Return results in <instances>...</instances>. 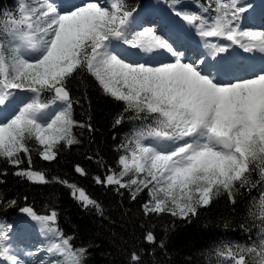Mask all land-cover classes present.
<instances>
[{
	"label": "snow or ice",
	"instance_id": "6c2138e0",
	"mask_svg": "<svg viewBox=\"0 0 264 264\" xmlns=\"http://www.w3.org/2000/svg\"><path fill=\"white\" fill-rule=\"evenodd\" d=\"M201 9L208 16L182 10L175 15L195 28L213 56L234 45L264 53V31L240 27L249 10L242 0H209ZM136 26L124 0H19L17 13L0 19V160L17 169L14 175L34 184L50 183L40 170L19 168L21 153L31 165L29 141L40 146L44 161H54L58 151L80 143L72 129L85 125L73 119V104L79 101L68 85L88 74L105 96L122 102L123 112L131 113L128 119L140 122L121 145V170L110 169L95 182L125 189L133 201L147 190L145 216L170 214L189 221L222 194L235 204L241 189L258 188V239L218 249L216 255L218 264H264V68L251 77L225 79L231 69L199 57V63L189 62L153 27L136 31ZM209 38L231 44L221 46ZM124 120L121 114L115 124ZM75 171L87 174L79 165ZM52 179L102 214L84 189ZM21 212L53 238L45 250L50 259L22 258L13 245L17 233L0 222V264H84L87 249L75 248L63 235L55 210L39 215L24 207ZM249 215H254L251 209ZM30 227L28 221L22 223L23 230ZM144 238L156 243L151 232ZM130 264H143L141 255L133 251Z\"/></svg>",
	"mask_w": 264,
	"mask_h": 264
},
{
	"label": "trees",
	"instance_id": "16d2710c",
	"mask_svg": "<svg viewBox=\"0 0 264 264\" xmlns=\"http://www.w3.org/2000/svg\"><path fill=\"white\" fill-rule=\"evenodd\" d=\"M141 1L124 0V3L131 9ZM166 1L172 4V0ZM194 1L201 6L209 3V0ZM17 8V0H0V19L5 14L17 13ZM68 90L73 100L79 101L73 104V119L85 125L72 129L80 143L58 151L56 160L44 161L39 155L40 146L34 140L28 142L32 164L21 153L23 163L19 168L44 172L51 181L47 184H34L14 175L17 169L0 160V172H6L0 175V222L10 225L24 207H32L39 215L55 210L63 235L71 238L75 248L87 249L84 264H130L133 251L141 255L143 264H218L221 259L216 255L218 249L251 245L258 239L261 224L257 218L261 196L258 188L241 189L235 204L222 194L189 221L170 214L145 216L142 206L148 199L147 190L133 201L125 189L116 191L114 185L97 184L96 177L103 179L110 169L121 170L118 165L124 154L121 145L140 122L128 119L131 113L123 112L122 102L105 96L88 74L72 80ZM121 114L125 120L117 125L115 119ZM77 165L85 169V176L75 171ZM54 177L84 189L100 205L102 214L94 207H85L73 197L71 188L56 182ZM252 179L259 180V176L253 174ZM250 209L254 215H249ZM147 232L154 234L155 244L146 242Z\"/></svg>",
	"mask_w": 264,
	"mask_h": 264
},
{
	"label": "rangeland",
	"instance_id": "374dc122",
	"mask_svg": "<svg viewBox=\"0 0 264 264\" xmlns=\"http://www.w3.org/2000/svg\"><path fill=\"white\" fill-rule=\"evenodd\" d=\"M18 1V0H17ZM250 1V0H249ZM258 1V0H257ZM33 2H35V0H33ZM242 3H244V4H246L248 7L250 6V4H248L249 2H247V0H242ZM259 3L260 2H258V4L257 5H259ZM193 3H191V2H184V3H180V4H178L177 5V8L178 9H181V10H184V11H188V12H193V13H201V14H203L204 15V13H202V9L201 10H198L197 8H193ZM257 9V7H253L252 8V10H250V12H249V16L251 17V20L250 21H248V23L246 24V26H242V28L241 29H243V30H250V31H264V27H262L261 29H258L257 27H256V25L258 26V25H262V24H264V20H262L260 17H258V16H256L255 15V10ZM137 11V10H136ZM135 11V12H136ZM158 11H160V12H162V11H166V9H165V7H163V6H159V8H158ZM134 12V13H135ZM133 13V14H134ZM245 13H247V12H245ZM245 13L243 14V15H245ZM170 15V17L171 18H174V17H176V15L175 14H169ZM257 18V20L255 21V20H253V19H256ZM159 19V18H158ZM242 19H243V17H242ZM174 22L178 25V26H180L179 27V29L180 28H182L181 27V25H183V26H185V27H189L190 25H188L187 24V22L186 21H183L180 17H177V18H174ZM243 22L244 21H242L241 22V24H243ZM257 22H262L261 24H259V23H257ZM262 26H264V25H262ZM149 27V26H148ZM252 27H256V28H252ZM190 28H192L193 30H194V32H196V30H195V28H193V27H190ZM142 30V29H141ZM154 30H155V28H154ZM157 34H160L161 33V31H160V29H159V33L158 32H156ZM197 33V32H196ZM162 34V33H161ZM198 34V33H197ZM214 43H217V44H220L221 46H224V43H221V42H223V40H221L220 38H213V39H211ZM169 43H172L171 41H168ZM218 42H220V43H218ZM237 45H234V47H236ZM122 48H124V49H127V47H125L124 45H122L121 46ZM133 51H136V50H133ZM245 52V51H244ZM256 54V55H259V53L260 52H251V53H249V52H246L243 56H245V55H247V54H249L250 56H256V55H254V54ZM198 60V59H197ZM205 61H206V59H205ZM246 77H251V76H246ZM245 78V77H244ZM53 107H55V106H53ZM23 215H20V216H17V221L15 222V220H14V222H13V224H12V228L14 227V225L16 224V225H18L19 226V229H23L22 228V223L24 222V221H28L29 222V224L31 225V227L30 228H28V231H27V235H28V233H29V231L30 230H32V234L33 235H31V237H30V240H31V242H30V244H28V243H23V242H21V240L20 239H26L27 240V236H24V237H22V235L21 234H18L17 236H16V239H17V242H19L18 244H16V247L15 248H18L20 251H21V253H22V258H24V259H26V260H31V261H35V260H37V259H39L40 257H44V259H45V261H47L48 259H50V255H46V253H45V250H46V248L49 246V244L51 243V242H53V238H49V239H47V238H45V237H47V234H45L44 232H42L41 231V229H40V226L35 222V221H32L31 220V218L30 217H27V215L25 214V213H22ZM36 224V225H35ZM37 233V234H36ZM36 234V235H35ZM19 236H21L20 238H19ZM45 236V237H44ZM15 239V240H16ZM29 251H31V252H33L34 253V256H32V257H27V256H25V255H23V253H26V252H29ZM36 252V253H35Z\"/></svg>",
	"mask_w": 264,
	"mask_h": 264
},
{
	"label": "bare ground",
	"instance_id": "6f19581e",
	"mask_svg": "<svg viewBox=\"0 0 264 264\" xmlns=\"http://www.w3.org/2000/svg\"><path fill=\"white\" fill-rule=\"evenodd\" d=\"M260 1V3H259V5H255V7H257V9L255 10V15L256 16H258V17H260L262 20H264V0H259ZM58 2H59V0H58ZM77 2H83V0H77ZM156 6V4L155 3H149V4H147V6L145 7V8H143V10L140 8V9H137V11L133 14L134 15V17L136 18V25L138 26V25H140L141 24V26H144V25H152L151 23L154 21V20H151L150 22L147 20V19H145L144 17L146 16V15H149V16H151L152 15V10H153V8ZM168 13H163V15L161 16V19H156V22H158V23H160V26H159V29H160V31H161V33L162 34H164V33H170V34H172V31H175V30H178L179 29V27L180 26H177L176 24H174V22L171 20L170 22L173 24H171L170 26H169V23H168V19L167 18H170V17H168V15H167ZM251 20V17L249 16V14H248V17H247V19L245 20V22H243V23H248V21H250ZM253 20H257V18L256 19H253ZM241 23V22H240ZM257 23H259V22H257ZM159 25V24H158ZM242 25V24H241ZM241 25H240V27H241ZM262 25H264V24H262ZM182 28L181 29H184V27L183 26H181ZM242 28V27H241ZM168 33V34H169ZM174 36V35H173ZM211 39H213V38H209V40H210V42L211 43H214ZM171 42L173 41V42H175V44H177V45H179V46H182V43L184 44L183 46H182V49H186V51L187 52H192V51H198V53L197 54H195V56H194V58H196V57H199L202 53H203V46L205 45V42H204V40H199V42H200V44H198L197 42H195V41H192V40H189V39H187L186 38V34H184V33H182L181 32V35L179 36V38L177 39L175 36H174V39H171L170 40ZM190 43H189V42ZM172 42V43H173ZM189 43V44H188ZM218 43H220V42H218ZM221 43H224V45H229V44H231V42H229V41H224L223 40V42H221ZM199 45V46H198ZM208 48V47H207ZM209 49V48H208ZM133 51V50H132ZM180 51V50H179ZM211 49H209V52H210V54H211ZM236 51H240V52H244V50L242 49V48H240L238 45L236 46V47H234V46H232V47H230L229 48V51L228 52H221L220 54H230V53H235ZM254 54V53H253ZM254 55H256V54H254ZM211 56L212 55H210L209 56V60L207 59V57H205V59H206V62H208V63H210V60H211ZM227 68H229V67H227ZM230 69V68H229ZM256 72H260V71H256ZM243 73V72H242ZM255 73V72H254ZM252 74L253 73H250V75L249 76H252ZM232 76L231 77H229V79H232V80H236L237 78H239L240 76H242V75H240V76H234V75H236L235 73H232L231 74ZM246 76H248V75H245V76H242V77H240V78H244V77H246ZM36 225V224H35ZM21 236H19V238H20ZM45 237V236H44ZM27 238V237H26ZM45 238H47V239H49V238H52L50 235H47V237H45ZM16 239V238H15ZM21 240V242H23V243H28V244H30V242H29V240H26V239H20ZM19 242H17V239L16 240H14L13 241V245H14V247H16V244H18ZM33 253V252H32ZM36 253V252H35ZM33 256H34V253H33ZM32 257V256H31Z\"/></svg>",
	"mask_w": 264,
	"mask_h": 264
}]
</instances>
